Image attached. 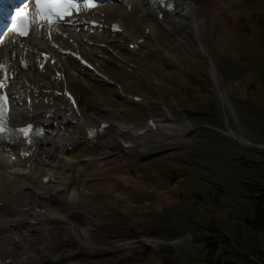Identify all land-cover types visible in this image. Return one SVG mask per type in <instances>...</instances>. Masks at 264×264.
<instances>
[{
	"label": "rangeland",
	"instance_id": "374dc122",
	"mask_svg": "<svg viewBox=\"0 0 264 264\" xmlns=\"http://www.w3.org/2000/svg\"><path fill=\"white\" fill-rule=\"evenodd\" d=\"M192 2L202 23L198 36L189 11L178 29L167 28L153 10L129 11L119 4L104 12L107 23L123 19L130 35L102 29L98 42L110 44L116 54L100 70L117 85L90 80L83 93L87 107L80 111L88 125L107 119L135 131L156 119L186 132L171 146L148 150V142L134 136L127 140L141 141L139 145L83 142L81 150L70 153L80 163H73L71 171L56 155L66 156L62 152L74 137L84 139V124H70L71 133L66 130L65 137L58 130L53 138H62L54 141L60 147L51 144L44 152L57 165L51 168L55 179L67 177L75 185L69 183L55 195V204L48 198L40 205L56 208L62 217L46 226L50 231L43 239L48 243L43 254H37L40 242L33 239L28 246L35 255L24 257L27 241L21 239L12 247L14 264H264V232L256 236L247 225L257 207L255 188L264 187V0ZM141 36L147 37L146 43L138 53L131 52L127 44ZM111 52L104 51L109 58ZM86 54L93 61L100 55ZM66 63L78 69V64ZM52 73L47 81L54 82ZM54 101L65 103L62 96ZM48 108L60 111L53 104L36 111L39 115ZM69 113V119L79 116L77 111ZM18 115L21 122L27 121L21 112ZM152 133L148 138L159 143L165 136L163 128ZM34 165L27 164L32 169L28 176L18 175L13 186L0 189V203L5 204L0 218L17 216L6 210L4 198L15 191L25 194L10 200L12 205L31 201L38 206L40 197L33 196L30 187L44 174ZM13 230L14 236L23 232Z\"/></svg>",
	"mask_w": 264,
	"mask_h": 264
},
{
	"label": "bare ground",
	"instance_id": "6f19581e",
	"mask_svg": "<svg viewBox=\"0 0 264 264\" xmlns=\"http://www.w3.org/2000/svg\"><path fill=\"white\" fill-rule=\"evenodd\" d=\"M121 2H123L124 4H126L127 6L132 8L131 10H133L134 7H136V6L141 7L143 9V11L153 10V12L157 13L156 15L158 16V18H160V21L163 22L165 24V26H167V28H170V27L177 28L178 25H185V23L187 21L185 22V21H183V19H184V17L187 16L188 11H189V12L193 13L192 15H194V16H190V18L194 19V23H192V25H193L194 29L198 32L197 36L199 35V29L198 28L200 27V25H202V23H201V18L199 17L200 14L198 13L199 10H198V8H196L197 6L195 3L192 2V0H185V1H183V0H167L166 2H164L165 6H163V7L160 6L159 4L156 6H149L147 4V7H146L145 5L141 4L140 0H121ZM117 3H109L108 5L103 7V9L112 10L114 5H117ZM83 19H88V18H82V20H80V22L83 25L87 26V22ZM92 19H94L97 23H99L97 19H95V18H92ZM119 24L121 26V33L120 34H123L125 36H129L130 34H128L127 29L125 28L123 23L119 22ZM187 24H190V23H187ZM100 27H101L100 25H98L95 28H89L88 27L85 30V32H82L81 29H76V30L72 29L74 33L71 36H69L68 31H66V32H63L58 39H60V41L65 40V39H72V41L74 42V44H73L74 46L72 45L73 48H78V47H81V40H83L84 42L93 41L90 37L91 35H94L96 38H101L103 31H102V28H100ZM146 30H147V32L151 31V29H148V28H146ZM44 34H45V32L43 30H35V36L30 33L28 39L23 40V41H26L27 44H23L19 41H14L13 38L10 37L7 40H4L0 45V63H3L4 65H6V67L11 71V73L14 75V78H15L13 88H9L8 92H10V95L13 99V107L9 113L12 117L13 122H17L16 126H24L25 124L30 123L31 121L28 120L29 118H31V119L37 118L38 119V113L35 109V107L37 108V105H35V104H38V106H40L41 108H44V107H46L45 106L46 104H48L49 102H53V99H55L57 96V93L55 91H52L51 95H49V92L44 91L45 89L50 88V83L46 82L42 78L36 79V76L34 75V74H38L37 73L38 72V62L36 61V59L33 61H30L27 66H24V61L26 59H28V61H29V54L31 52H34L35 49H37L36 51L41 58L42 48L43 49L46 48V50L51 49L52 53H54V57L57 59V63L55 65H52V64H50V61H48L47 66L48 67H54V68L56 66H59L62 68V71L66 70L65 66H64L66 59H61V61H60V59L56 56V53L54 50V46H58L59 42L56 43L53 41V39L49 40L48 37ZM145 38H147V37H145ZM137 39H139V38H137ZM136 40H133L132 42H130V44L135 43V45H137L138 48L140 49V45L136 44L137 42H135ZM146 41L144 40L143 43H146ZM67 44H68V40H67ZM49 47H51V48H49ZM133 49L137 50L136 48H133ZM35 63H37V68L35 67ZM214 69H212L211 76L217 82V76L215 75V73H213L215 71ZM69 74L74 76L76 73L74 71H71V72H69ZM62 80L65 82L64 77ZM30 90H32L31 92H33V91L34 92H42L41 94H38L40 96V99H37L35 101H32L31 99H26L22 103H20V101H21L20 99L22 98V96L27 95V93H29ZM16 101H18L19 104ZM20 112H21L22 116H25L27 121L21 122V118L18 115ZM51 117H53V114H51L50 112L46 113V111L44 112L43 118H45V120H46L45 122H47L48 119H50ZM71 119L73 120V117ZM71 119H65L61 122L64 123V122L72 121ZM78 119H80V118H78ZM80 120L85 123V127H91V125H88L87 121L84 118H82ZM81 121H78V122L82 123ZM103 121H107V120H103ZM128 128L131 131L130 127H121V126L114 125L112 122H110L109 127L106 129H108L112 132L108 136H103L102 138H98V140L96 141V144H100V145L109 144L108 146H119L118 142L115 141V140H118L122 147H124V145L127 142H129L131 144L136 143L139 145L141 143V141L136 142V141H128L127 140L128 138H132L134 136L136 138V140L143 138V140H145V142H148L147 144H145V146H148L147 147V150H148V149L155 148V147L160 148V147L171 146L181 139L182 134H180V133L186 132V128L179 127V126L174 127V125H170V124H161L157 120L150 121L147 124V126L145 128H142L141 130L131 131L134 134L132 136H131V133L128 131L129 130ZM162 128H163V130H165V133H164L165 136L163 135L161 137L160 143H159V140H157V139L151 140L152 137L148 138L149 137L148 134L150 133V130L153 133H155V132L161 131ZM171 132H175V134L171 135ZM168 137H170V141L167 142L166 140H168ZM173 137H175V138H173ZM52 138H53V135H50V136L43 135L40 137L41 140H44L46 142H50L51 144H54L55 142L52 141V140H54ZM135 138H132V139L135 140ZM74 139H75L74 140L75 143H79L78 137H76ZM91 142L94 143L93 141H91ZM16 146H17V144L15 145V143L11 147L4 144V145H2V147L0 149V189H4V191L9 189L11 186L14 185L13 184V182H15L14 179L18 177V174L16 173V171H24V170L17 169V167H16V164L18 166L19 162L24 163V160L22 158L13 154V152H15V150H16ZM108 146H106V147H108ZM33 156H34V153H33L32 157ZM28 162H29L28 159H26L25 163L28 164ZM44 163H46V162H43L41 160V162L36 167L42 168L44 166ZM67 164H68L67 167L70 166V164H71V161L69 159H67ZM53 166H56V165H53ZM52 168H54V167H52ZM29 170L32 171V169H30V168H29ZM38 171H39V169L34 171L33 172L34 175L36 173H38ZM35 176H33V177L35 178ZM41 180H42V178H41ZM41 180L39 181L38 187L36 189V196L37 197H41L43 194H45L49 190L54 192V191L59 189V188H57L51 184H45L48 181H43V180L41 181ZM32 183L33 182H31L30 184L32 185ZM25 185H27V184H25ZM24 194H25L24 192L21 195L17 191H15V195L10 196V197H4V198L11 205V201L12 202L15 201L16 197L18 199L20 196L24 197ZM21 199H22V197H21ZM3 201H5V200H3ZM23 206L28 207V209H26L24 211H20L19 212L20 216L23 213H25L27 218L30 221L35 222L37 220L39 223H42L44 226H46L49 223H53L54 221H58L60 218H62L60 213H58V210H56L54 208H52V209L49 208L48 212H46V214H44L43 213L44 210H39L38 208H36L37 204L34 202L30 201L28 204H23ZM7 210L10 211L11 213L17 212L16 209H14L12 207L7 208ZM20 216L12 218L13 220H11V219H0V232L2 231V229L6 228L7 226L10 227L11 225L17 224L20 221L21 222L25 221V219L21 218ZM23 224H24V222H22L18 226L23 225ZM47 228H46L45 233H40L39 235H33V234L29 235V231L20 232L22 234V236H20V239H24L27 241V243L24 247V250H23V251H26L25 253L29 252V250H28L29 241L36 239L40 242V245L35 250L38 252L37 253L38 255L43 254V250H45L44 248L46 247V244L48 245V243L44 244V242H43V239L46 236L47 237L49 236L50 229L49 228L47 229ZM10 229H12V228L10 227ZM53 233H55V232L53 231ZM76 237H78L80 240H83L81 238L83 236H76ZM2 241H3V238H2ZM6 245H11V244L7 243V239H5L0 244V246H4V247ZM7 248H8V246H7Z\"/></svg>",
	"mask_w": 264,
	"mask_h": 264
},
{
	"label": "trees",
	"instance_id": "16d2710c",
	"mask_svg": "<svg viewBox=\"0 0 264 264\" xmlns=\"http://www.w3.org/2000/svg\"><path fill=\"white\" fill-rule=\"evenodd\" d=\"M251 191L250 187L246 188ZM255 190L259 193L254 198L257 200V207L254 216L247 219V225L252 229L254 235L264 232V187H256ZM248 260H250L248 257ZM251 264H256V261H248Z\"/></svg>",
	"mask_w": 264,
	"mask_h": 264
},
{
	"label": "snow or ice",
	"instance_id": "6c2138e0",
	"mask_svg": "<svg viewBox=\"0 0 264 264\" xmlns=\"http://www.w3.org/2000/svg\"><path fill=\"white\" fill-rule=\"evenodd\" d=\"M67 6H68V7H72V6H74V5H71V3H69ZM44 7H45V8L52 9V8H60V7H64V6H63V5H57V4H54V3H48V4L44 5ZM57 14H58V15H61L60 12H57ZM64 14H66V13H64ZM18 15H23V12H20ZM61 18H62V15H61ZM13 31H16V29L14 28ZM18 34L21 35V36H23V35H25L26 33L23 32V31H19ZM30 130H31V126L29 125V126L26 127V128H21L19 131H20L22 134H24L25 136H28ZM2 131H4V129H3L2 126H0V132H2Z\"/></svg>",
	"mask_w": 264,
	"mask_h": 264
}]
</instances>
